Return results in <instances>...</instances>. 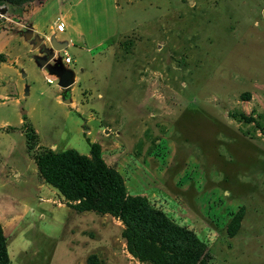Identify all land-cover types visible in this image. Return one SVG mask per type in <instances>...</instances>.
<instances>
[{
	"label": "rangeland",
	"instance_id": "374dc122",
	"mask_svg": "<svg viewBox=\"0 0 264 264\" xmlns=\"http://www.w3.org/2000/svg\"><path fill=\"white\" fill-rule=\"evenodd\" d=\"M0 4V31L8 16V36L18 20L43 33L45 46L51 37L65 43L55 52L62 63L71 57L63 64L77 79L66 105L57 77L48 83L49 69L35 62L45 53L0 36V48L18 57L12 68L0 61L13 97L0 102L8 264H154L131 252L118 217L79 210L55 187L47 196L35 180L43 145L89 154L86 138L129 195L146 197L205 244L197 264H264V0ZM23 115L38 134L32 147Z\"/></svg>",
	"mask_w": 264,
	"mask_h": 264
},
{
	"label": "trees",
	"instance_id": "16d2710c",
	"mask_svg": "<svg viewBox=\"0 0 264 264\" xmlns=\"http://www.w3.org/2000/svg\"><path fill=\"white\" fill-rule=\"evenodd\" d=\"M2 1L18 4L23 0ZM0 60L7 61V56L0 53ZM239 117L251 120L245 113H240ZM22 118L28 145L32 147L38 136L27 124V117ZM86 140L89 155L74 148L62 151L43 148L36 153L33 159L41 178L68 201L75 202L77 209L118 217L125 225L124 237L129 249L141 259H150L154 264H197L205 244L190 230L174 224L163 212L152 208L146 197L129 195L120 173L103 159L100 145ZM0 264H8L1 225Z\"/></svg>",
	"mask_w": 264,
	"mask_h": 264
},
{
	"label": "crops",
	"instance_id": "0c3cea01",
	"mask_svg": "<svg viewBox=\"0 0 264 264\" xmlns=\"http://www.w3.org/2000/svg\"><path fill=\"white\" fill-rule=\"evenodd\" d=\"M5 17V20H7L8 21V24H9V26L8 27H4L3 28V30L2 31H0V36H2V35H4L5 37H7V39H9L10 38V36H12L11 37V39H12V41L13 40H18V39H22V40H24L25 42V45L26 46H28L29 48H28V51H33L34 49H38V47H35L34 46V43L31 41V39L33 38V37H35V36H38V37H40V35L41 34H43V33H39L38 31L36 32L37 34H34V32L36 31L33 27H30L29 25H26V26H24V25H21L20 24V22L18 21V20H16L17 22H15L16 23V26H18L19 28H18V33H16V34H14V35H10V36H8V31H10V30H13V26L11 25L12 23H10L11 22V18L10 17H8V16H4ZM15 20V19H14ZM19 25H21V28H20V26ZM24 27H28V30L29 31H27V32H31L32 33V37L30 38V39H28L27 37H26V32H25V30H23L24 29ZM23 28V29H22ZM62 28H64V27H62ZM62 30V29H61ZM40 34V35H39ZM49 34V33H48ZM52 35H55V34H53V33H51ZM48 36V35H47ZM56 36V35H55ZM56 38H57V36H56ZM58 39V38H57ZM0 53H2V54H4L5 56H7V60H9V61H1L2 63H7L6 65V67H10V68H12V67H14V65H15V61L17 60V56H14V58H11L10 56V51H8V50H6V49H4V48H0ZM37 57H39V56H36L35 57V60H36V58ZM36 62V61H35ZM36 64H37V62H36ZM38 65V64H37ZM66 66V65H65ZM38 67L40 68V69H42L39 65H38ZM14 69V68H13ZM18 73V75H19V77H21V75L19 74V72H17ZM25 75V74H24ZM51 74H48V76L47 77H49ZM76 81H77V79L75 78V76H73V83L72 84H74V83H76ZM28 92H26L25 93V95L27 94ZM12 95H11V93L8 91V86L6 85V81L5 80H3V79H0V102L1 103H7L8 101H12ZM5 100H7L6 102H5ZM14 102L16 103V105L18 104V105H21L20 104V101H19V99H15L14 100ZM72 102V101H71ZM67 105V104H66ZM105 106L109 109V110H111V108H113V107H115V105H112V104H105ZM79 111H80V109H79ZM81 112V111H80ZM80 114H82V113H80ZM26 116V115H25ZM27 117V121H28V123L30 124V125H32L31 124V122H30V119L28 118V116H26ZM91 117H93L92 115H91ZM21 125H22V129H23V118H22V121H21ZM91 130H92V128L91 127H87L86 128V135L88 136L90 133H91ZM37 134V133H36ZM37 136H38V134H37ZM39 139V138H38ZM26 140H27V138H26ZM91 142H93L92 140H90ZM39 143H40V140H39ZM42 145V144H41ZM43 147H45V148H50V149H52V150H54V151H58V148H55V145L54 144H52L50 147H47V146H44L43 145ZM67 147H69V146H67ZM67 147H65V148H67ZM90 148V147H89ZM64 149V148H63ZM86 155H89V154H86ZM33 161H34V159H33ZM4 171H6V167H0V173H3ZM36 172H37V177L35 178V180L36 181H39V183H41V184H39V185H45V187H47V196L48 195H50L51 193H52V190H51V188H53V189H55L53 186H51V185H49L48 183H46L42 178H41V176H40V174H39V172H38V169H37V167H36ZM35 172V173H36ZM15 175H18V173H15ZM4 181V180H3ZM3 183V182H2ZM46 196V197H47ZM45 197V198H46Z\"/></svg>",
	"mask_w": 264,
	"mask_h": 264
},
{
	"label": "water",
	"instance_id": "95a60500",
	"mask_svg": "<svg viewBox=\"0 0 264 264\" xmlns=\"http://www.w3.org/2000/svg\"><path fill=\"white\" fill-rule=\"evenodd\" d=\"M26 37L30 39L32 37L31 32H26ZM34 43L35 47H38L41 52L45 53V56L37 57L36 62L41 67H47L52 75H55L58 79V85L60 88L64 90L61 95V100L64 104H71V94L69 92V87L73 83V76L74 72L70 68L66 67L62 62L61 59L55 57V50L56 49H64L66 44L58 42L54 37L50 39V47H46L40 37L35 36L31 39ZM53 61L52 64L49 62ZM24 76V74H23Z\"/></svg>",
	"mask_w": 264,
	"mask_h": 264
},
{
	"label": "built area",
	"instance_id": "2783aa9c",
	"mask_svg": "<svg viewBox=\"0 0 264 264\" xmlns=\"http://www.w3.org/2000/svg\"><path fill=\"white\" fill-rule=\"evenodd\" d=\"M5 12V6H2L1 4H0V14H3ZM57 53L58 52H55V57H57ZM71 62V57H69V56H65V58H63V63L64 64H68V63H70ZM52 76H55V75H51V76H49V77H47L46 78V80H47V82L48 83H52L53 81H52Z\"/></svg>",
	"mask_w": 264,
	"mask_h": 264
},
{
	"label": "flooded vegetation",
	"instance_id": "af4514ba",
	"mask_svg": "<svg viewBox=\"0 0 264 264\" xmlns=\"http://www.w3.org/2000/svg\"><path fill=\"white\" fill-rule=\"evenodd\" d=\"M46 47H50V43H48L47 45H46ZM59 55V54H58ZM62 62V61H61Z\"/></svg>",
	"mask_w": 264,
	"mask_h": 264
}]
</instances>
